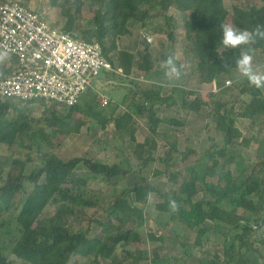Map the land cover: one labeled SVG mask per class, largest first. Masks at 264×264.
I'll list each match as a JSON object with an SVG mask.
<instances>
[{
    "label": "trees",
    "instance_id": "obj_1",
    "mask_svg": "<svg viewBox=\"0 0 264 264\" xmlns=\"http://www.w3.org/2000/svg\"><path fill=\"white\" fill-rule=\"evenodd\" d=\"M19 1L25 7L28 2L37 0ZM226 1L229 7L225 6ZM258 1L38 0L40 11L33 12L47 22L45 16L51 10H58L64 20L59 29L74 39L97 44L102 57L112 67L108 76L124 77L130 87L121 101L112 105L109 102L107 115L92 113L87 99L83 109H79L78 104L62 108L43 100L0 99V147H5L8 153L6 157H0V173L7 168L0 184V264H12L7 254L22 264H77L78 260H86L87 264H125L115 257L118 249L127 256L128 264H185L189 252H184L181 257L161 259L157 252L148 254L132 248L140 241L133 227L117 231L139 217L136 205L145 206L149 192L159 199L154 204L156 216L152 221L163 233L155 236L148 232L149 241L161 243L167 232L179 238L184 230L195 231V248L203 249L208 242L221 248V254L200 257L197 264H264V235L257 233L264 225V153L235 172L226 170L220 163L227 147L246 148L251 143L250 139L242 137L235 127L236 122L259 119L264 128L262 91L245 78L238 87L225 85V80L236 72L235 59L241 49H225L220 43L219 27L227 19L242 29L264 23V0ZM6 3L18 2L0 0V5ZM86 5L93 9L92 17L77 23L78 12ZM171 8L188 15L179 24L169 15ZM133 27L165 39L171 49L161 53L143 40L139 45L142 57L134 66L133 53L117 47L118 39L129 36ZM179 40L181 48L190 56L189 65L182 78L169 86L170 91L163 95L160 63L167 54L173 53ZM254 47L255 53L263 54L264 42ZM7 58L0 67V79L17 70V60ZM225 63L232 68L226 69ZM133 69L148 83L132 79ZM193 76L200 84L217 85V92L203 100L199 92L187 88ZM14 102L39 104L44 110L38 118H30ZM119 107L124 112L114 116ZM235 107L239 110L229 116ZM60 108L63 112L58 113L56 110ZM202 108L206 109V125L213 126L224 136L223 145L219 149L211 145L203 156L194 149H186L174 162L176 143L166 133L160 134L158 126L173 127L175 137L182 133L180 116L199 113ZM168 111H173L174 117H166ZM77 112L81 113V119L73 116ZM137 119L146 120L151 136L142 143L134 138L137 127L130 128ZM88 125L99 126L103 133L109 126L120 132L128 131L126 141L133 145L132 158L141 165L137 171L141 184L124 189L108 200L105 219L96 218L95 210L102 200L97 192L88 190L84 176L98 177L103 183L112 184L118 178H124L129 170L121 162L98 161L91 152L66 161L55 155L60 142H53L54 137L60 136L64 140ZM34 139H40L44 151ZM33 148L38 151V157L31 152ZM160 148L164 150L163 154L157 156ZM155 162L163 165L162 172L154 168ZM78 166L84 169V174L78 172ZM180 167L185 173L182 179L177 174ZM143 171L148 176L147 181L141 177ZM163 177L168 184L166 191H160L157 186ZM214 177H217V183L211 181ZM197 185H201L200 190ZM199 193L201 197L196 199ZM169 197L179 205L175 213L169 211ZM91 225L104 229V233L89 238Z\"/></svg>",
    "mask_w": 264,
    "mask_h": 264
},
{
    "label": "rangeland",
    "instance_id": "obj_2",
    "mask_svg": "<svg viewBox=\"0 0 264 264\" xmlns=\"http://www.w3.org/2000/svg\"><path fill=\"white\" fill-rule=\"evenodd\" d=\"M259 3L258 0H250V2ZM16 2L20 3L19 0ZM61 2V1H60ZM245 6V4H243ZM87 6V5H86ZM225 6L229 7V3L226 1ZM33 11H40L39 2L30 1L27 6H25ZM95 10V9H94ZM92 8L88 6L78 12V21H86L92 17ZM169 15H171L179 24L186 18L188 13L181 14L178 13L174 8L169 10ZM47 22L52 25L60 28L63 26L64 20L60 17L58 10H51L47 16H45ZM227 23H230L229 19L226 20ZM80 23V22H79ZM180 29V28H179ZM130 35L126 37H121L117 41V47L119 50H126L128 52L133 53L134 55V66L138 64L142 57L141 47H139L140 42L145 40L147 44L150 45L151 49L159 50L161 53H165L171 49L170 44L163 38L158 36L149 35L148 32L144 30H140L138 27H133L130 31ZM160 38V40H158ZM180 39V38H179ZM180 40L177 42L176 46L173 49V54H175L177 61L184 64L185 67L189 65L190 56L186 55L185 50L181 48L179 44ZM3 55V54H2ZM4 56V55H3ZM114 57V56H113ZM8 58L4 56V59L0 61V67H2L3 63ZM254 66L258 68L259 71L264 72V52L263 54L254 53ZM106 76H103V75ZM109 73L101 74L93 84V88L82 97V99L78 103V108L83 109L84 100H88V106L91 108L92 113H104L108 114L109 106L111 103L119 102L122 100L125 90L130 87L129 82L124 79V77H119V75H115L114 77H109ZM142 74H139L136 69L132 70L131 78L139 79ZM143 81V80H142ZM225 81H228L229 85L233 87H238L243 83V77L239 75V73L233 72L231 77ZM145 82V81H143ZM145 83H148L145 82ZM212 85H204L200 84L196 77H191L188 81L187 88L193 91L199 92L203 100L209 99L210 93H215L214 86ZM217 85H215L216 88ZM216 90V89H215ZM170 91L169 87H164L162 93L166 95ZM264 94V90H261ZM100 93L105 97L109 98L110 105L105 108H101L98 102L97 94ZM94 96V97H91ZM94 99V100H93ZM14 105L26 112L30 118H38L44 110V107L39 104H31L24 105L18 104L14 102ZM27 106V107H26ZM239 110L238 107H235L232 112H229V116H232L235 112ZM58 113L63 112V109L56 110ZM124 110L119 107L114 112V116H118L122 114ZM206 109H201L199 113H189L186 116H180L183 120L182 133L177 134L174 137V132L176 129L173 127H169L166 124H160L158 126V132L160 134L166 133L169 135L171 141H175L177 153L174 154V162L180 157V154L183 153L186 149H194L198 151L199 156H203L206 150H209L211 145H215L216 148H221L223 145L224 136L222 133L216 131L213 126H207V120L205 118ZM81 113L77 112L73 116L81 119ZM159 114V113H158ZM161 114H159L160 117ZM166 117H174L173 111H168L165 114ZM162 117V116H161ZM184 117V118H183ZM89 126V125H88ZM137 127L136 132L134 133V138L137 142L142 143L145 140H149L151 136L147 130L148 124L144 119H137L132 122L130 128ZM235 127L239 130L243 138L250 139L251 143L248 147H239V146H229L226 149L225 158L220 160L221 165L225 167L226 170L231 172H235L237 169H242L250 165L256 157L260 156L264 153V128L259 124V119H255L253 122L251 121H243L236 122ZM37 130L38 127L35 126ZM34 129V130H35ZM180 131V130H179ZM128 138V131H117L113 129L112 126H109L105 133L100 130L99 126L89 127L84 126L80 129L78 134H71L67 136L64 140L60 138V136L54 137L53 142H60L59 148L55 151V155L61 159L62 161H66L68 159L76 158L81 155H87L89 152L97 159L98 161L105 162H121L125 169L129 170V173L123 178H118L112 184L103 183L98 177L86 176L87 179V188L88 190L94 191L98 193V198L102 200L99 207L95 210L96 218L105 219L106 218V209H107V201L111 200L112 197L119 194L124 189H132L137 185L141 184L140 175L137 174V171L141 167L140 163L132 158V149L133 145L126 140ZM159 139V138H158ZM34 143L38 144L40 150L42 149V142L40 139H34ZM163 149H159L156 153L157 156H161L163 154ZM23 152V151H20ZM34 156L38 157V151L36 148H33L32 151ZM7 151L5 147H0V157H6ZM154 168L163 171V165L159 162L154 163ZM79 173L84 174V169L81 166L77 167ZM7 168L1 170L0 173V184L2 178L4 179L5 172ZM179 179H182L185 176V173L179 168L177 172ZM141 177L147 181L148 176L146 172L143 171ZM217 177H214L211 181L217 183ZM166 178H161L157 184L160 191H166L167 187ZM197 189H201V185H197ZM201 197V193L196 196V199ZM159 201L156 194L152 193V201L145 206L136 205L138 209V218L129 223L125 228H118L117 231L124 230L127 227H133L139 235L140 241L133 244V249H138L151 254L153 252H157L161 259H165L170 256L181 257L184 252H189L190 256L188 258H183L185 264H197L200 257L203 256H212L215 253L221 254V248L214 243L208 242L203 249H198L193 246V241L195 237V231H186L181 233L180 237L177 238L174 235L170 234V232L164 234L163 242H151L147 238V233L150 232L155 236L159 233H162L161 228L153 223V219L156 216V212L154 210V204ZM140 214V215H139ZM114 223V222H113ZM115 224V223H114ZM208 227L211 229V225L206 223ZM91 234L89 236H97L100 237L104 233V229L97 227L95 225H91ZM261 235H264V225L260 229L259 232ZM163 234V233H162ZM182 244L185 246L183 247ZM264 255V252H262ZM8 260L12 264H22L19 259L14 257L13 255L7 254ZM115 257L117 260L128 264L127 256L122 253L121 249H118ZM86 260H78L77 264H87ZM104 264H110L109 262H105ZM140 264H149L148 262H141Z\"/></svg>",
    "mask_w": 264,
    "mask_h": 264
},
{
    "label": "built area",
    "instance_id": "obj_3",
    "mask_svg": "<svg viewBox=\"0 0 264 264\" xmlns=\"http://www.w3.org/2000/svg\"><path fill=\"white\" fill-rule=\"evenodd\" d=\"M0 53L17 60L16 72L0 79V99L70 108L101 74L113 71L97 44L72 38L19 3L0 5ZM97 97L101 108L110 102Z\"/></svg>",
    "mask_w": 264,
    "mask_h": 264
},
{
    "label": "clouds",
    "instance_id": "obj_4",
    "mask_svg": "<svg viewBox=\"0 0 264 264\" xmlns=\"http://www.w3.org/2000/svg\"><path fill=\"white\" fill-rule=\"evenodd\" d=\"M221 29L220 43L225 49H241L240 55L235 59V69L240 76L245 78L248 83L258 90H264V72L258 70L253 64L255 45L264 42V23H257L254 28H238L231 23L222 22L219 25ZM4 56L0 54V61ZM160 67L163 72L161 86H174L185 73V65L177 62L175 54L169 53L162 59ZM224 67L228 70L232 65L227 63ZM148 203L152 201V193L146 195ZM168 208L171 213L179 209L177 201L169 197Z\"/></svg>",
    "mask_w": 264,
    "mask_h": 264
}]
</instances>
